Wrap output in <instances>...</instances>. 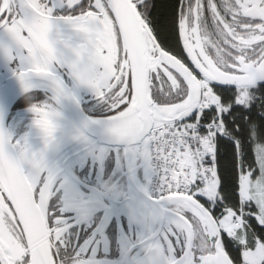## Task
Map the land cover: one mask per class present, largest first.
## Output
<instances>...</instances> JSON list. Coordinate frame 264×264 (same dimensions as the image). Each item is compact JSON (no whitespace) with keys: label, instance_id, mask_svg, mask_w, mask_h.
<instances>
[{"label":"snow or ice","instance_id":"obj_1","mask_svg":"<svg viewBox=\"0 0 264 264\" xmlns=\"http://www.w3.org/2000/svg\"><path fill=\"white\" fill-rule=\"evenodd\" d=\"M0 264H264V0H0Z\"/></svg>","mask_w":264,"mask_h":264}]
</instances>
